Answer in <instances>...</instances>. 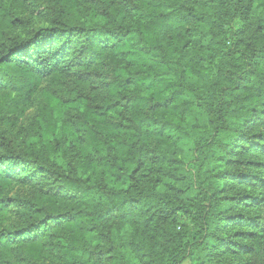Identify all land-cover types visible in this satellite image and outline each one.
I'll return each mask as SVG.
<instances>
[{"label":"trees","instance_id":"16d2710c","mask_svg":"<svg viewBox=\"0 0 264 264\" xmlns=\"http://www.w3.org/2000/svg\"><path fill=\"white\" fill-rule=\"evenodd\" d=\"M0 135V264H264V0H9Z\"/></svg>","mask_w":264,"mask_h":264},{"label":"rangeland","instance_id":"374dc122","mask_svg":"<svg viewBox=\"0 0 264 264\" xmlns=\"http://www.w3.org/2000/svg\"><path fill=\"white\" fill-rule=\"evenodd\" d=\"M9 0H0V6H2L4 3H6V2H8ZM29 2V1H28ZM41 2H43V1H41ZM45 2H46V0H45ZM38 9V6H36V5H33V6H26L25 8H24V12H23V16L24 17H30V18H32L33 19V24H34V26H37V25H40V17H39V14H38V12L36 11ZM35 110H36V106H34V107H32V108H30V110L29 111H27V113H26V117L25 118H22V119H20L18 122H17V126H15V127H11V128H13V132L14 133H19V134H22L21 133V130L27 125V122H28V118L33 114V112H35ZM11 138H15V134H13V136H11ZM2 141V137H1V135H0V142ZM264 177V176H263ZM24 189H26V188H24V187H20V188H18V187H14L13 188V190L12 191H22V190H24ZM263 210H261V217H262V219H264V207L262 208ZM258 260V257L256 256V255H254L253 257H252V259H251V261L253 262V261H257ZM182 264H190L189 263V261L188 260H185Z\"/></svg>","mask_w":264,"mask_h":264}]
</instances>
